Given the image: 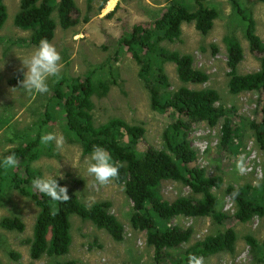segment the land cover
Here are the masks:
<instances>
[{
    "label": "rangeland",
    "instance_id": "obj_1",
    "mask_svg": "<svg viewBox=\"0 0 264 264\" xmlns=\"http://www.w3.org/2000/svg\"><path fill=\"white\" fill-rule=\"evenodd\" d=\"M112 1V6L109 7ZM192 3L194 0H187ZM216 7L220 16L212 31L202 35L194 23L184 24L181 38L174 43H164L171 51L191 55L194 67L206 72L210 79L201 85L183 84L179 81L176 66L167 64L169 90L178 91L182 86L192 90L213 89L220 95L217 106L229 111L220 119L217 126L206 122L194 124L190 142L197 152L196 165L203 168L209 177L220 176L223 186L214 193L219 205L216 210L230 216L235 206L226 195L229 186H264V150L256 141L253 124L264 122V96L258 92L232 95L228 89L229 68L227 66L226 41L236 36L244 49V60L239 66L240 74L259 70L260 55L250 51L246 39L247 22L234 8L231 0H208ZM8 9V19L0 31V158L20 141L14 140L21 132L34 131L42 118L43 110L52 101L56 82L49 80L47 94L29 96L20 84L16 87L10 82L21 72L22 60L27 58L36 47L28 45L30 33L14 25V17L19 11L20 0H3ZM81 23L72 29L60 27L57 11L53 17L57 29L51 41L62 56V79L82 78L95 74L97 80L111 81L109 92L101 97L94 96V119L97 125L111 118H121L131 125H142L146 133L138 145V153L150 148H163L164 130L176 118V112H156L151 108L150 95L139 75L140 67L126 48H120L118 41L135 25L146 28L154 26L156 20L166 12L167 0H110L100 11L102 0H76ZM243 10L252 12L257 22V34L264 41V2L260 0H241ZM93 10H89V6ZM118 6V8H117ZM117 8L115 13L112 12ZM112 14V15H109ZM89 22L84 23L83 19ZM23 79V78H22ZM16 88V89H13ZM13 89V90H11ZM232 113H231V112ZM235 123L231 143L222 146L221 129L225 119L230 116ZM64 118L58 113L46 128L44 134L53 132L63 135V150L56 151L55 143L47 146L39 144L38 160L31 164L40 177L52 176L67 180V188L73 189L78 198L86 205L100 201L112 204L110 213L124 226V239L116 242L104 230L77 216L71 217L72 246L67 255L56 258L42 257L33 260L30 256V240L39 212L38 207L28 197L15 190L6 191L0 199V221L4 217L19 218L25 224L23 233L4 230L0 227V264H179L185 251L206 236L224 232L229 228L236 231L238 241L234 253H220L204 259L205 264H264V252H253L245 237H254L260 245L264 244V218H254L248 223H217L213 218H175L171 224L182 229L192 228L194 235L190 243L176 250H167L162 260H156L155 249L147 244L146 233L132 228L130 218L133 204L125 194L123 185L113 181L107 186H98L94 178L86 173L85 159L78 142H70L64 131ZM129 141V139H128ZM244 154L248 159L250 171L240 175L235 168V158ZM75 165L76 168L72 166ZM20 173L25 177V167L19 161L15 169L9 170L10 179ZM32 193V185L27 187ZM162 191L168 200L189 195L190 190L182 183L168 181ZM17 254L18 259L14 257ZM263 261L260 262V259Z\"/></svg>",
    "mask_w": 264,
    "mask_h": 264
},
{
    "label": "trees",
    "instance_id": "obj_2",
    "mask_svg": "<svg viewBox=\"0 0 264 264\" xmlns=\"http://www.w3.org/2000/svg\"><path fill=\"white\" fill-rule=\"evenodd\" d=\"M109 1L102 0L100 11ZM231 1L247 22L246 39L250 51L260 55V68L248 74L239 73V66L245 57L244 49L236 36L230 37L226 41L227 66L230 71L229 92L232 95L258 92L264 96V41L257 34V22L252 12L243 10L241 0ZM92 2L93 0H89V4ZM167 2L166 12L156 20L153 27L135 25L118 41L120 48H126L140 67L139 75L144 79L149 92L151 108L156 112H176L173 123L164 130L162 149L152 147L138 153V145L146 133L142 125H131L121 118H111L100 125L95 123L93 97L105 96L112 82L97 80L95 74H91L56 82L52 101L44 108L42 118L36 124V133H18L14 140H19V145L3 155L15 152L18 160L24 164L25 177L18 173L10 179L9 170L5 172L0 168V199L6 191L15 190L30 198L39 209L29 242L33 260L44 256L62 257L69 253L73 242L72 216L106 231L116 242L124 239L123 224L110 213L111 202L100 201L86 205L73 189L67 188L71 199L66 203H56L54 206L58 211L53 216V202L50 198L28 190L32 180L40 177L39 172L31 167L38 160L40 137L58 113L64 118L67 138L70 142L81 145L83 155H90L93 146L100 145L111 154L116 164L123 165L119 170L120 178L115 182L124 186L125 194L133 204L130 218L132 228L146 233L147 244L155 249L157 261L162 260L165 251L179 249L193 238L192 228L182 229L171 224L175 218L210 217L219 224L233 220L248 223L256 217L264 218V186L261 188L247 184L227 187L225 192L229 198L234 191L239 192L234 201L230 198L235 206L234 215L230 216L216 210L219 201L214 191L222 188L223 178L209 177L203 168L196 165L197 152L190 142L194 124L206 122L215 127L220 119L229 114V111L217 106L221 101L219 93L213 89L192 90L186 86L176 92L169 90L167 64L176 66L178 79L183 84H205L210 77L194 67L191 55L171 51L164 43L178 41L184 24L194 23L197 31L208 35L220 12L216 7L210 6L208 0H194L193 5L187 0ZM89 10H93L92 5ZM56 11L59 25L64 30L75 28L81 23L76 0H20L14 25L29 32L27 44L37 47L41 39L52 41L57 29V22L53 17ZM7 19L8 9L3 0H0V31ZM83 21L88 23L89 19L84 18ZM22 78L23 73L18 72L10 83L17 87ZM233 118L235 116L231 115L222 125V146L229 145L236 133ZM252 126L256 130V141L264 150V122ZM57 180L61 186L67 187V180ZM168 181L182 183L190 190V194L168 200L162 191L163 184ZM0 227L18 233L25 231V224L19 218L4 217L0 221ZM245 240L253 252H264V244L260 245L254 237L246 236ZM237 241L238 235L232 228L206 236L185 251L179 264H188L190 254L207 259L220 253H234ZM14 257L19 258L17 254ZM262 261L263 258L260 259Z\"/></svg>",
    "mask_w": 264,
    "mask_h": 264
},
{
    "label": "clouds",
    "instance_id": "obj_3",
    "mask_svg": "<svg viewBox=\"0 0 264 264\" xmlns=\"http://www.w3.org/2000/svg\"><path fill=\"white\" fill-rule=\"evenodd\" d=\"M20 59L22 60L20 71L23 73V79L19 81V89H23L29 96L47 94L50 91L49 80L59 82L63 78L62 56L56 46L47 38L40 40L39 45L30 56ZM40 143L43 146L55 143L56 151L60 152L63 150L65 138L63 135L48 132L40 137ZM247 159L244 154L235 158V168L238 174L246 175L250 171ZM85 164L87 176L94 178V182L98 186H107L113 181L119 180V170L123 166L116 164L111 154L100 145L93 146L90 156L85 159ZM18 165L19 160L15 152L0 159V168H3L5 172L15 169ZM72 166L76 168L74 164ZM60 178L63 179L62 174ZM32 188L50 198L53 202L51 211L53 216L57 215L58 211L54 206L56 203H66L71 199L67 187L61 186L58 180L52 176L33 179ZM238 195V190L234 191L230 198L234 201ZM188 264H205V262L202 256L190 254Z\"/></svg>",
    "mask_w": 264,
    "mask_h": 264
},
{
    "label": "bare ground",
    "instance_id": "obj_4",
    "mask_svg": "<svg viewBox=\"0 0 264 264\" xmlns=\"http://www.w3.org/2000/svg\"><path fill=\"white\" fill-rule=\"evenodd\" d=\"M111 5L109 6V7H111L112 6V1H111V3H110Z\"/></svg>",
    "mask_w": 264,
    "mask_h": 264
},
{
    "label": "crops",
    "instance_id": "obj_5",
    "mask_svg": "<svg viewBox=\"0 0 264 264\" xmlns=\"http://www.w3.org/2000/svg\"><path fill=\"white\" fill-rule=\"evenodd\" d=\"M188 3H189V2H188ZM190 4H192V5H193V4H194V1H193L192 3H190Z\"/></svg>",
    "mask_w": 264,
    "mask_h": 264
}]
</instances>
